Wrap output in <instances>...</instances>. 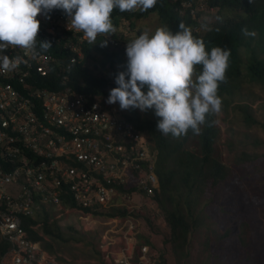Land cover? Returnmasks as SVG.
Returning <instances> with one entry per match:
<instances>
[{"label": "trees", "instance_id": "16d2710c", "mask_svg": "<svg viewBox=\"0 0 264 264\" xmlns=\"http://www.w3.org/2000/svg\"><path fill=\"white\" fill-rule=\"evenodd\" d=\"M150 14L158 16L172 31H176L179 22L183 21L191 27L194 36L204 40L206 49L213 46L230 49L225 79L218 86V95L222 102L227 104L230 97L239 94L244 86L245 76L264 88V0H157V3L146 11L136 9L121 12L113 9L111 19L115 31L100 34L94 46L88 48L85 46V59L74 65L72 69L71 79L77 90L92 93L98 98L108 97L107 81L110 79L98 70L100 65L110 62L117 72L125 69L126 43L135 36L121 35L119 37L121 24L130 25L127 30H132L136 24L135 20H141ZM125 20H129L130 23L124 22ZM243 27L254 31L255 36L242 35ZM140 32L139 30L137 35ZM104 39L108 42L105 46H101L100 42ZM55 50L57 51V47ZM242 50L244 53L241 52ZM67 56L63 55L62 59ZM92 61H95L96 65H91ZM200 67V65L195 66L197 73ZM55 76V73L51 75V81H56ZM37 80L48 86L51 82L49 77L43 79L38 77ZM112 86L115 87V83ZM262 104L264 107V99L261 100L260 105ZM238 107L244 114L243 121L247 123L248 128L256 131L246 134V139L241 135L238 144L235 143L237 153L233 156V165H228L219 156L217 144L220 130L215 113L206 117L205 123L200 125L199 134H193L190 129L184 136L172 137L163 135L157 130L156 123L159 118L154 115L153 110L141 112L139 109H127V119L148 133L152 149L158 151L155 171L159 177V187L154 189L153 199L157 202L169 227L165 241L169 243L171 251L177 255L175 264L188 263L190 235L201 227H207L204 223L206 214L199 212L200 205L218 203L216 199L219 198L221 201L218 204H221V210L226 212L229 206L228 197L231 195L234 200L238 192L234 183H241L242 179L245 182L251 181L252 177H258L262 169L261 160L255 164L254 168L251 166L254 164L253 161L264 155L259 152L264 147V116L262 119L255 117L251 112L253 108L249 104L238 105ZM190 140H195L197 147L191 146L188 142ZM8 164L5 162V165ZM133 189L132 185L126 186V190ZM203 198L207 201H203ZM74 206L85 213L106 215L109 218H124L129 215L127 211L117 207L105 211H92L89 207H79L71 197L64 201V207L73 208ZM243 207L244 205H240L237 213L232 215L239 220L241 228L239 243L243 247H250V242L253 244L247 249L251 259L252 256L264 251V244L256 241L251 235L258 228V221L254 216L247 214ZM52 209L43 205L34 215L23 216V226L29 238L40 241L47 252L55 255L60 261V259L63 260L62 249L70 247L72 236L64 235L62 226L59 224V217ZM147 220H149L148 217ZM251 222L255 225L254 228L250 227ZM231 224H234V219ZM69 229L74 230L73 227ZM214 232L225 240L232 236L233 225L226 226L221 234L217 230ZM205 234L208 233L205 232ZM138 243L154 245L149 237H143L142 234L138 235ZM88 244L91 243L88 242ZM7 248L8 245L0 239V259ZM154 262L170 264L165 253L149 261V263Z\"/></svg>", "mask_w": 264, "mask_h": 264}, {"label": "clouds", "instance_id": "9594fccd", "mask_svg": "<svg viewBox=\"0 0 264 264\" xmlns=\"http://www.w3.org/2000/svg\"><path fill=\"white\" fill-rule=\"evenodd\" d=\"M156 3L157 0H0V73H14L16 76H11V81L22 91L29 84L33 88H45L49 91H62L64 87H70L91 100L107 99L109 104L117 103L120 115L126 120L129 108L139 109L141 112L151 109L159 118L156 128L163 135L181 137L190 129L193 134H199L200 125L205 123L206 117L221 110L222 100L218 95V86L225 79L230 49L220 46L206 49L204 40L194 36L191 27L183 21L179 22L176 31L164 25L151 33L141 31L135 38L127 41L124 70L117 72L110 62L100 65L98 70L110 79L107 81L108 97L98 98L92 93L79 91L72 83V69L85 59V46H94L97 36L115 31L111 19L114 8L121 12L136 9L146 11ZM124 22L130 23L129 20ZM129 27L130 25L127 28ZM241 33L244 36H255V32L247 27L241 28ZM107 42L104 39L100 44L105 46ZM25 54H29L32 60L23 61L21 57ZM65 54L68 55L67 58L62 59ZM44 55L49 58H44ZM95 63L92 61L90 64L96 65ZM196 65L201 66L198 73ZM53 73L56 74L54 82L51 81ZM20 75L24 76L25 82L19 80ZM38 77H49V86L38 81ZM5 81L9 80L6 78ZM114 83L115 87L112 86ZM136 127L141 131L149 149L157 152L158 159V151L152 149L148 133ZM65 156L60 158L64 160ZM0 162L5 169L14 166L10 162L5 165L6 161L1 156ZM127 185H132L134 189L126 190ZM96 186L110 187L111 184L98 176ZM114 187L116 194L107 204L100 202L94 192L84 197L64 192L59 203L37 201L38 208L33 213H19L21 225L27 235L23 216L34 215L43 205L50 208L64 207V201L69 197L77 206L89 207L92 211L117 207L129 213L128 195L151 198L154 194V191L149 194L129 182L115 184ZM9 192L16 198L13 190ZM2 201L3 199L0 200V210L4 208ZM71 209L90 215L75 206ZM0 236L8 245L5 253L9 250L10 243L2 235L1 228ZM27 237L29 238L28 235ZM34 242H38L47 252L40 241Z\"/></svg>", "mask_w": 264, "mask_h": 264}, {"label": "built area", "instance_id": "2783aa9c", "mask_svg": "<svg viewBox=\"0 0 264 264\" xmlns=\"http://www.w3.org/2000/svg\"><path fill=\"white\" fill-rule=\"evenodd\" d=\"M11 76L0 73V156L14 165L0 164V228L10 243L1 263L49 264L46 251L27 237L19 213H33L37 201L59 203L68 191L76 197L94 192L107 204L114 185L126 182L151 194L158 186L157 152L120 115L117 103L91 100L70 87L49 91L29 84L22 91ZM19 80L25 82L24 76ZM98 176L111 186H96Z\"/></svg>", "mask_w": 264, "mask_h": 264}, {"label": "rangeland", "instance_id": "374dc122", "mask_svg": "<svg viewBox=\"0 0 264 264\" xmlns=\"http://www.w3.org/2000/svg\"><path fill=\"white\" fill-rule=\"evenodd\" d=\"M135 21L136 24L132 30H127V24H121L119 37L121 35L136 36L139 30H147L151 33L157 27L164 26L160 18L154 14ZM241 52L244 53V50ZM243 85L239 94L230 97L227 104L222 102L221 110L215 113L220 130L217 149L220 152L219 156L228 165L234 163L233 156L237 153L235 143L238 144L241 135L246 139V134L256 131L248 128L247 123L243 121L244 114L238 105L249 104L253 108L251 112L255 117L262 119L264 116L263 104L260 105L261 100L264 99V88L257 82L250 81L247 76L244 77ZM188 142L191 146L197 147L195 140ZM259 152L264 153V147ZM259 160H261L262 169L257 178L252 177V180L248 182L242 179L241 183H234L238 192L234 200L231 195L228 197L229 206L226 212L221 210V204H218L221 201L219 198L216 199L218 203L200 205L199 212L206 214L204 223L208 228L201 227L190 235V255L187 264H232V262L234 264H264V251L250 259L247 249L253 246L252 242L250 247H243L239 243L241 228L239 220L232 215L237 213L240 205H244L245 212L258 221V228L251 235L256 241L264 244V155L253 161L254 164L251 167L254 168ZM246 196L248 198H245ZM127 207L130 214L122 219H109L106 215H86L71 208H51L59 217V224L62 226L64 235L72 236V240L70 247L62 249L63 260L59 261L55 255L45 252L51 259L49 264H128V262L148 264L151 259L162 253H165L170 264H175L177 255L171 251L169 243L165 241L169 227L153 197L144 198L136 195L130 198ZM223 214L226 215L223 216ZM233 219L234 224H231ZM228 225H233L232 236L222 240L214 230L221 234ZM69 227H73L74 230H70ZM250 227L254 228L255 225L251 222ZM205 232L208 234L206 235ZM139 234L149 237L154 245L139 244ZM258 246L260 247L259 244ZM155 262L149 264H156Z\"/></svg>", "mask_w": 264, "mask_h": 264}]
</instances>
